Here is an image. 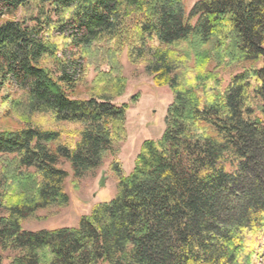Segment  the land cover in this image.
Segmentation results:
<instances>
[{
  "label": "trees",
  "instance_id": "1",
  "mask_svg": "<svg viewBox=\"0 0 264 264\" xmlns=\"http://www.w3.org/2000/svg\"><path fill=\"white\" fill-rule=\"evenodd\" d=\"M123 53L172 93L128 174ZM0 107V264L262 263L264 0H0ZM107 158L109 201L23 228Z\"/></svg>",
  "mask_w": 264,
  "mask_h": 264
},
{
  "label": "rangeland",
  "instance_id": "2",
  "mask_svg": "<svg viewBox=\"0 0 264 264\" xmlns=\"http://www.w3.org/2000/svg\"><path fill=\"white\" fill-rule=\"evenodd\" d=\"M196 1L183 0L186 13ZM21 15L23 11L20 10L16 16ZM120 61L126 86L123 94L115 98L113 102L116 105L129 104V107L126 110V138L117 146L115 156L120 161L124 172L128 174L133 168L134 159L142 142L146 139L156 140L163 133L166 109L172 100V93L166 86H156L152 77L144 72L142 66L130 64L125 53L121 55ZM92 76L93 71L89 69L87 81H90ZM222 76L226 83L228 74L225 73ZM86 91V85L81 84L76 95L83 96ZM20 127L21 122L16 116L5 114L4 108L0 107V129ZM109 162L110 158L105 159L93 175L80 180L72 179L70 167L65 163L63 167L69 173L65 183V190L69 195L68 204L62 208L37 211L34 217L23 221V228L34 231L76 226L79 218L88 214L94 204L109 201L114 196L117 185L115 176L109 170ZM261 262L264 264V250Z\"/></svg>",
  "mask_w": 264,
  "mask_h": 264
}]
</instances>
